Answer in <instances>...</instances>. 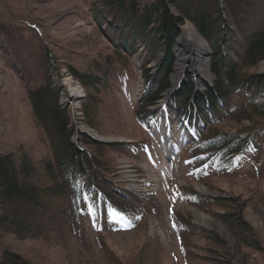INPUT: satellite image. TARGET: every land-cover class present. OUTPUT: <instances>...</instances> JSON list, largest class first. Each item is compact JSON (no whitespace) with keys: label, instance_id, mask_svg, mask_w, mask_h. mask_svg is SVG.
<instances>
[{"label":"rangeland","instance_id":"374dc122","mask_svg":"<svg viewBox=\"0 0 264 264\" xmlns=\"http://www.w3.org/2000/svg\"><path fill=\"white\" fill-rule=\"evenodd\" d=\"M97 1L0 0V17L3 16L6 22L8 16L19 14L18 18L22 16L24 21L36 25L37 32L24 33L20 39L31 48L38 42L41 50L38 49V53L50 52L52 65L57 69L50 76L59 92L58 104L67 110L70 124L78 133L86 135L83 130L92 131L102 138L99 140L103 145L128 144L122 154L105 148L96 157L106 170L105 181L113 191L133 201L136 212L123 216L113 210L115 214H112L111 208L106 206L102 209L103 215L94 211L92 203L86 200L87 210L79 215L74 227H70L57 213L63 205L51 200L49 208L54 207L44 214L42 220L46 222L49 218L53 222L55 228L50 235L37 240L1 235L0 255L12 252L28 264H219L217 260L227 264H264V133L232 161L203 162L196 166L191 161L196 155L191 147V141L195 139L191 140L179 123L175 124L179 113L173 111L175 105L170 97L169 124L181 134L178 137V132L174 131V154L168 158L158 142L159 114L150 107L144 116V126L135 120L144 89L138 70L139 58L144 55L142 49L138 48L128 58L133 68L127 72L128 84L124 88L116 79L119 68L114 66L112 46L97 32L92 19L91 2ZM168 11L178 16L171 6ZM187 24L193 27L186 20L177 27L179 35L172 46L174 62V49L181 28ZM6 33L0 31V154H23L40 168V164L51 155L49 149L39 142V130L34 127L26 99V91L39 82H27L18 75L19 68L14 66L15 46L10 51L3 47ZM14 37L18 38V34ZM204 42L210 53L207 57L210 64L211 51ZM29 47L25 53L21 51L20 58L24 59L25 55L36 58V50L30 51ZM106 55L111 56V62L107 66L104 85L96 93L85 90L66 72L68 65L86 74H103L101 67ZM146 67L153 73L156 64L149 61ZM255 72L264 73V60ZM185 75L178 90L184 84L193 86V94L185 103L189 105V100L202 93L204 85H212L214 79L207 83L189 73ZM39 80H42L41 76ZM89 95L94 96L96 105L91 107L88 119L82 109ZM186 110L191 115L194 113L192 108ZM243 126L248 125L226 120L211 130L234 132ZM71 142L79 150L94 152L85 147L78 136ZM38 177L35 182L44 186L46 180ZM200 188L206 189L208 195L199 193ZM192 209L213 220L226 236L195 225L190 213ZM227 221L241 222L246 226L250 232L243 233V236L247 234L245 238L248 242H255L256 249L250 244L240 247Z\"/></svg>","mask_w":264,"mask_h":264},{"label":"trees","instance_id":"16d2710c","mask_svg":"<svg viewBox=\"0 0 264 264\" xmlns=\"http://www.w3.org/2000/svg\"><path fill=\"white\" fill-rule=\"evenodd\" d=\"M168 6L174 8L178 16L171 15ZM90 11L97 32L112 46L114 66L119 68L116 79L124 88L128 84L127 72L133 68L128 58L138 48L142 49L144 55L139 58L138 70L144 89L135 112V120L140 126H144L147 108L155 105L169 88L174 64L172 46L179 35L178 25L185 20L190 22L208 43L211 51L209 71L214 78L212 85H204V91L191 98L189 105L185 103L193 94L191 84L182 85L172 96L176 106L173 105V111L187 121L195 138L191 147L196 155L191 161L196 166L203 162L232 161L264 133V73L255 72L264 60V0H98L91 2ZM17 16H8L6 22L3 16L0 17V31L7 32L3 47L10 51L15 46L14 66L19 68L18 75L22 79L39 82L26 91V99L34 127L39 130V142L49 149L51 157L39 168L23 154H0V236L37 240L50 235L55 228L53 222L49 218L46 222L42 220L54 207L49 208L51 200L63 205L57 213L70 227H74L79 215L87 210L86 200L100 213L107 206L112 214L116 211L123 216L133 215L136 205L112 190L105 181L106 170L96 157L105 148L122 154L128 144L103 145L73 128L67 110L58 104L59 92L51 82V72L57 71L52 65L51 54L48 50L38 53V49L41 50L37 40L31 48L20 39L24 33L37 32L38 28ZM17 34L18 38L14 37ZM28 47L30 51L36 50V58L26 55L24 59L20 58L21 51L25 53ZM149 61L156 64L153 73L146 67ZM110 62L111 56H104L103 74L97 76L68 65L66 72L85 90L96 93L104 85ZM39 76L41 81H37ZM95 105L94 96L89 95L82 109L86 118ZM189 108L194 110L192 115L186 110ZM226 120L248 126L234 132L211 130ZM76 136L94 152L79 150L71 142ZM38 175L46 180L44 186L35 182ZM239 223L227 221L226 224L240 247L250 244L256 249L255 242L245 238L250 230ZM101 227L100 224L99 230ZM243 233L247 234L243 236ZM217 261L227 264L223 260ZM0 264L28 263L10 252L0 255Z\"/></svg>","mask_w":264,"mask_h":264},{"label":"bare ground","instance_id":"6f19581e","mask_svg":"<svg viewBox=\"0 0 264 264\" xmlns=\"http://www.w3.org/2000/svg\"><path fill=\"white\" fill-rule=\"evenodd\" d=\"M180 35L181 36L174 49L175 68L173 69L171 78L169 80V88L165 91L162 99L157 103V105L155 104L156 106L154 105L150 108L152 110H155L160 116V124L158 127V142L161 145L164 154L168 158H171L174 154V142L172 137L174 131H177L175 127L170 126L168 122V119L170 117H167V113L169 111L168 101L170 97L179 89V85L181 84L183 78L186 76V73H189V75H191L192 77H196L199 80L202 79L207 83L214 79L213 75L210 74V65L208 64L207 59L210 53L201 36L189 24L181 28ZM83 132H85L86 135L97 140L102 139L99 135L97 136L92 131L83 130ZM198 192L203 195H208V191L206 189L200 188ZM190 213L193 217L194 224L198 227L216 232L222 236H226V233H224L222 228L215 225V222L213 220L193 209L190 210Z\"/></svg>","mask_w":264,"mask_h":264},{"label":"water","instance_id":"95a60500","mask_svg":"<svg viewBox=\"0 0 264 264\" xmlns=\"http://www.w3.org/2000/svg\"><path fill=\"white\" fill-rule=\"evenodd\" d=\"M165 93V92H164ZM163 93V94H164ZM90 137V136H89ZM91 139H93V140H95V141H97V142H100V143H102V141H100V140H97V139H95V138H92V137H90Z\"/></svg>","mask_w":264,"mask_h":264}]
</instances>
